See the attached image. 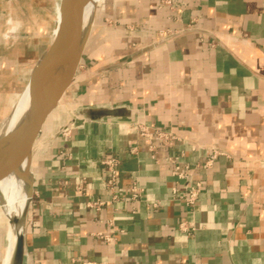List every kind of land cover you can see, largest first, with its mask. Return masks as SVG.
Wrapping results in <instances>:
<instances>
[{
    "label": "crops",
    "instance_id": "crops-1",
    "mask_svg": "<svg viewBox=\"0 0 264 264\" xmlns=\"http://www.w3.org/2000/svg\"><path fill=\"white\" fill-rule=\"evenodd\" d=\"M80 65L35 143L23 264H264V0H100ZM114 107L123 116L95 118ZM136 126L180 140L151 151ZM169 155L201 183L193 206Z\"/></svg>",
    "mask_w": 264,
    "mask_h": 264
},
{
    "label": "water",
    "instance_id": "water-1",
    "mask_svg": "<svg viewBox=\"0 0 264 264\" xmlns=\"http://www.w3.org/2000/svg\"><path fill=\"white\" fill-rule=\"evenodd\" d=\"M89 0H57L50 29L44 35V43L40 52L35 56L25 78L17 89L7 115L0 121V176L12 170L14 174L27 182L28 200L22 215L23 230L14 236V248L10 264H23L24 257V227L29 203L33 194L32 158L38 135L50 114L60 105L65 92L74 83L76 72L90 33L95 16L94 9L91 23L80 32V13ZM59 13L56 14V6ZM33 76L35 94L15 127L5 132L14 106ZM124 110L119 107L95 111L96 117H120ZM79 124V122H78ZM156 128V127H154ZM161 129V128H156ZM171 131L169 129H161ZM172 132V131H171ZM27 160V167L20 171L19 164ZM29 171L32 179H29ZM0 218L8 229V222L14 223L13 218L6 217L0 207Z\"/></svg>",
    "mask_w": 264,
    "mask_h": 264
},
{
    "label": "rangeland",
    "instance_id": "rangeland-1",
    "mask_svg": "<svg viewBox=\"0 0 264 264\" xmlns=\"http://www.w3.org/2000/svg\"><path fill=\"white\" fill-rule=\"evenodd\" d=\"M56 2L57 0H0V72L3 75L12 73L14 79L19 81L18 88L43 47L44 35L50 29ZM58 13L59 9L57 15ZM79 69H82V65ZM60 114L64 118V113L60 111ZM45 123L44 125H49L51 122ZM5 215L8 218L6 213ZM0 227L4 233L5 228L1 222Z\"/></svg>",
    "mask_w": 264,
    "mask_h": 264
},
{
    "label": "bare ground",
    "instance_id": "bare-ground-1",
    "mask_svg": "<svg viewBox=\"0 0 264 264\" xmlns=\"http://www.w3.org/2000/svg\"><path fill=\"white\" fill-rule=\"evenodd\" d=\"M100 0H89L83 7L80 13V32H84L85 28L91 23L94 9ZM36 77L30 81V84L25 88L24 92L20 95L13 110V114L8 121L5 132L12 130L20 118L25 114L35 94L34 81ZM27 167V160L24 159L20 162V171ZM29 179L32 176L29 171ZM27 182L18 178L12 170L3 173L0 176V195L6 197L5 199L0 197V200L4 202L7 214L10 219L13 218L14 223L10 222V228L8 230V236L4 245V255L2 264H10L11 254L14 248V236L16 233L22 232L23 222L22 215L25 209L26 202L28 200ZM4 193V194H3Z\"/></svg>",
    "mask_w": 264,
    "mask_h": 264
},
{
    "label": "built area",
    "instance_id": "built-area-1",
    "mask_svg": "<svg viewBox=\"0 0 264 264\" xmlns=\"http://www.w3.org/2000/svg\"><path fill=\"white\" fill-rule=\"evenodd\" d=\"M136 133L143 137L149 142V149L154 151L156 147H170L174 145L180 138L171 131L149 128L146 126H136ZM216 150H212L206 155L205 161L202 164L203 168H209L217 155ZM166 162L171 165V174L177 179L182 180V190L176 192V197L184 202L187 206H193L198 198L201 183L193 180V170L192 168L184 164L179 156L169 155L166 158ZM107 166L108 179L106 185L109 189H114V177L116 173L115 166L117 165V160L115 157L110 156L103 160L102 162ZM133 195L137 196L135 191ZM103 205V202L95 199L90 201L89 206L98 210ZM106 241H110L111 237L108 235H103ZM76 264H99L97 261L89 258L77 257L74 259Z\"/></svg>",
    "mask_w": 264,
    "mask_h": 264
}]
</instances>
